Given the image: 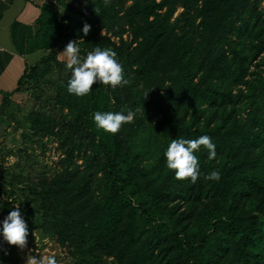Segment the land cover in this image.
I'll return each instance as SVG.
<instances>
[{
	"label": "trees",
	"instance_id": "obj_1",
	"mask_svg": "<svg viewBox=\"0 0 264 264\" xmlns=\"http://www.w3.org/2000/svg\"><path fill=\"white\" fill-rule=\"evenodd\" d=\"M84 1L74 17L45 6L29 51L77 41L87 23L82 59L111 49L128 83L76 97L68 69L54 99L70 120L61 169L29 185L41 228L72 248L74 264H264V97L253 96L246 115L236 102L264 54L260 0ZM95 111L134 115L113 134L95 127ZM200 135L215 158L201 146V175L175 179L164 151ZM212 170L218 180L202 178Z\"/></svg>",
	"mask_w": 264,
	"mask_h": 264
},
{
	"label": "rangeland",
	"instance_id": "obj_2",
	"mask_svg": "<svg viewBox=\"0 0 264 264\" xmlns=\"http://www.w3.org/2000/svg\"><path fill=\"white\" fill-rule=\"evenodd\" d=\"M62 4L64 7H57L60 12L72 17L76 12L84 11L86 6L84 0H63ZM260 9L264 13V0H260ZM181 11L178 8L174 17ZM100 34L106 35L105 32ZM123 39L130 42L131 34L126 33ZM112 41L119 42L114 38ZM67 43H61L53 52H46L48 57L31 67L21 90L10 94L0 107V220L13 207H20L28 228L23 248L8 245L0 239V264H27L28 257L37 260L32 264H46L48 256L55 257L56 264H74L72 248L61 246L55 237L41 228V215L29 187L38 179H50L60 171L65 154L61 145L70 139L67 137L70 120L62 119L67 111L61 110L54 101L58 86L68 74L63 58L59 56ZM52 53L54 58L50 56ZM246 80L252 83V90L240 87L244 96L238 97L236 102L237 107H242L241 115H246L253 96L264 97V54L251 62ZM41 125L44 130L37 132ZM106 264L116 263L107 259Z\"/></svg>",
	"mask_w": 264,
	"mask_h": 264
},
{
	"label": "clouds",
	"instance_id": "obj_3",
	"mask_svg": "<svg viewBox=\"0 0 264 264\" xmlns=\"http://www.w3.org/2000/svg\"><path fill=\"white\" fill-rule=\"evenodd\" d=\"M90 30L91 26L84 23L80 30L83 36L77 41H69L62 52L59 53V56L63 58L65 68L71 70L66 90L69 94L76 97L87 95L93 84L115 88L118 85L128 83L123 75L122 67L115 59V53L111 49L96 46L81 59L78 42L83 41V37H86ZM133 115L132 111L127 113L121 111H95L92 114V120L97 129L114 134L119 131L122 124L130 122L133 119ZM201 146L207 150V158L209 160L215 158V145L207 135H200L195 139L176 138L171 140L163 155L166 167L174 170L175 179H189L195 182L198 176L201 175L197 158L194 154ZM202 178L218 180L219 172L212 170ZM27 235L28 228L21 209L20 207H13L0 220V239L8 245L23 248ZM32 261L37 260L34 257H28L27 264H32ZM46 264H56L55 257L48 256Z\"/></svg>",
	"mask_w": 264,
	"mask_h": 264
},
{
	"label": "crops",
	"instance_id": "obj_4",
	"mask_svg": "<svg viewBox=\"0 0 264 264\" xmlns=\"http://www.w3.org/2000/svg\"><path fill=\"white\" fill-rule=\"evenodd\" d=\"M50 1H57L58 6L50 5L59 12L64 7L63 0H0V106L5 95L15 93L27 69L46 55L29 51L28 41Z\"/></svg>",
	"mask_w": 264,
	"mask_h": 264
},
{
	"label": "built area",
	"instance_id": "obj_5",
	"mask_svg": "<svg viewBox=\"0 0 264 264\" xmlns=\"http://www.w3.org/2000/svg\"><path fill=\"white\" fill-rule=\"evenodd\" d=\"M57 1H50V3H49V5L51 4V3H56Z\"/></svg>",
	"mask_w": 264,
	"mask_h": 264
}]
</instances>
